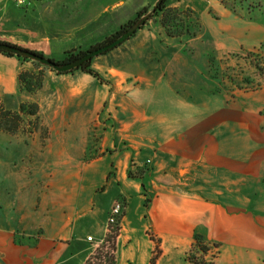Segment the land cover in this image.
Returning <instances> with one entry per match:
<instances>
[{"label":"crops","instance_id":"0c3cea01","mask_svg":"<svg viewBox=\"0 0 264 264\" xmlns=\"http://www.w3.org/2000/svg\"><path fill=\"white\" fill-rule=\"evenodd\" d=\"M131 1L39 0L23 8L0 0V40L63 60L65 51L88 49L154 5ZM194 4L202 5L168 0L193 12ZM163 40L162 28L150 20L98 55L93 67L105 81L81 70L47 72L46 97L38 99L48 124L58 136L64 124L80 128L89 153L56 151L43 218L17 232L0 228V264H85L117 201L123 204L117 264H151L156 242L150 232L162 249L156 264H183L196 230L226 253L264 256V212L244 209L248 200L240 191L264 169V116L226 106L217 96L198 104L176 93L172 75L183 49ZM29 63L0 53V98L9 108L37 98L18 93V73ZM145 168L149 208L142 180L129 175Z\"/></svg>","mask_w":264,"mask_h":264},{"label":"rangeland","instance_id":"374dc122","mask_svg":"<svg viewBox=\"0 0 264 264\" xmlns=\"http://www.w3.org/2000/svg\"><path fill=\"white\" fill-rule=\"evenodd\" d=\"M225 1L234 6L236 12L226 8L220 0H198L203 6L194 4L197 7L194 13L200 18L202 27L195 37L187 39H169L164 28L156 22L157 18L151 19L155 26L162 28L164 43L177 44L183 49L182 57L175 60L179 70L172 75L173 89L193 103L199 104L206 98L217 96L226 106L245 111L258 110L264 116V13L257 11L250 15L246 7L236 4L237 1ZM249 1H260L264 5V0ZM135 2L137 0H132L130 5ZM52 58L59 61L61 56ZM24 68L41 71L44 76V88L33 99L39 102L41 97H46L50 67L30 62ZM40 111L42 125L47 131L34 128L31 116L26 117L15 133L0 131V228L5 230L17 232L40 223L43 218L40 214L47 206L49 173L54 165L57 166L54 163L56 151L63 149L71 157L83 156V151L89 153L88 146L85 147L88 135L84 131L73 125L68 130V124H64L58 136L57 130L48 124L47 113L41 105ZM240 191L242 198L248 200L241 203L244 209L264 212V169L256 179L243 181ZM15 235L19 239V232ZM157 240L159 258L162 249L160 240ZM192 243L181 255L183 264L184 255ZM171 256V260H178L176 254ZM216 261L217 264H264V256L244 250L226 253L220 248Z\"/></svg>","mask_w":264,"mask_h":264},{"label":"trees","instance_id":"16d2710c","mask_svg":"<svg viewBox=\"0 0 264 264\" xmlns=\"http://www.w3.org/2000/svg\"><path fill=\"white\" fill-rule=\"evenodd\" d=\"M154 1L156 2L157 0ZM220 1L222 5H224L226 8H229L231 11L236 12L234 6L229 5L228 2H226L225 0H220ZM235 1H237L236 4L240 5L241 8L246 7L250 15L252 14L255 15L257 11L264 13V5L260 1L254 3L250 2L249 0H235ZM155 2L154 5L144 6L141 10L137 12L136 16L133 19L129 20L127 23L122 25L119 30H117L115 33L111 34L110 36L106 37L101 42L92 45L86 50L70 49L65 51V56L63 60H59L58 62H66V61L74 60L80 56H83L86 52L92 51L98 47L110 43L118 36H120L123 32H125L129 27H131L132 24H134L138 18H140L142 15L150 11L152 8H154V13L151 15V17L149 18V20L146 22L145 25H147V23L151 19L157 18L156 22H159L160 25L164 28L166 36L169 39H176L180 37H184L185 39H187L189 37L190 38L195 37L197 32L201 30L202 25L200 22V18L190 9H183L180 7L169 6L168 0H162L158 5H155ZM35 52L44 55L41 52L38 51ZM0 53H3L8 56H17L24 62L25 61L33 62L34 65L36 64L42 67L49 68L45 65H42L38 61L23 56L15 55L14 53L9 51L0 50ZM94 58L95 57H93L91 60L85 61L78 68H75L70 71L59 72L52 68L49 69L55 71L58 75L70 74L77 70H81L98 78V80L100 81H105L103 76L92 66V62ZM44 81L45 79L41 71L36 72L33 68L23 67L18 73V93L27 95L29 97H34L44 88ZM27 116L33 117L32 118L33 122L31 124L34 125V128L40 127L45 131H47V128L42 125V115L40 111L39 102L29 98L22 101L19 104L18 108L12 109L6 107V104L0 98V131H8L15 133L16 130L19 127H21L22 124H24ZM129 175L131 177L140 178L142 180L143 191L146 195L145 205L147 208H149L152 201V197L148 196L147 185L144 182V170H138L136 172L130 170ZM122 217H123V211L117 217V220L115 222L108 224V231L103 241L88 256V258L85 261V264H117V254H116L117 239L121 230ZM150 236L156 242V248H155L156 251L154 250V255L151 259V264H156L159 254V247L157 242L158 240L152 232H150ZM220 248H221V243L207 239L203 234H201L196 230L193 235L192 246L190 250L186 252L184 255V263L185 264H217L216 259L220 254Z\"/></svg>","mask_w":264,"mask_h":264},{"label":"water","instance_id":"95a60500","mask_svg":"<svg viewBox=\"0 0 264 264\" xmlns=\"http://www.w3.org/2000/svg\"><path fill=\"white\" fill-rule=\"evenodd\" d=\"M161 1L162 0H157L155 2V5H158ZM153 13H154V8H152L150 11H148L147 13L142 15L140 18H138L135 21V23L132 24L131 27H129L125 32H123L120 36H118L116 39H114L110 43L105 44L101 47H98L92 51L86 52L83 56H80L71 61L58 62L56 60H53L52 58L38 54L33 50L23 48L16 44H12L10 42H5L1 40H0V50L9 51V52L14 53L15 55L30 58L32 60L38 61L42 65L50 67L59 72L70 71L75 68H78L85 61L91 60L93 57L103 54L104 52H107L110 49H113L117 47L118 45H120L121 43H123L125 40L130 38L134 33H136L138 29L143 27Z\"/></svg>","mask_w":264,"mask_h":264},{"label":"built area","instance_id":"2783aa9c","mask_svg":"<svg viewBox=\"0 0 264 264\" xmlns=\"http://www.w3.org/2000/svg\"><path fill=\"white\" fill-rule=\"evenodd\" d=\"M17 6L19 7H31L34 4H36L39 0H12ZM150 161V160H149ZM123 211V204L121 201H117L109 214L108 217V223H113L117 220V217L122 213ZM90 240H92V237H89Z\"/></svg>","mask_w":264,"mask_h":264}]
</instances>
